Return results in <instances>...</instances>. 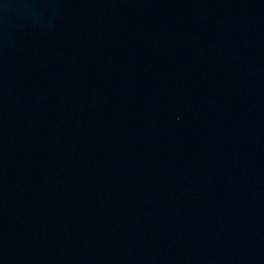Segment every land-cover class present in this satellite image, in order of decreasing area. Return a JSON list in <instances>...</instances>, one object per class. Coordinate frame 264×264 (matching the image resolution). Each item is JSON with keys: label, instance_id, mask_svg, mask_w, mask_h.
I'll return each mask as SVG.
<instances>
[{"label": "water", "instance_id": "95a60500", "mask_svg": "<svg viewBox=\"0 0 264 264\" xmlns=\"http://www.w3.org/2000/svg\"><path fill=\"white\" fill-rule=\"evenodd\" d=\"M0 264H264V0H0Z\"/></svg>", "mask_w": 264, "mask_h": 264}]
</instances>
